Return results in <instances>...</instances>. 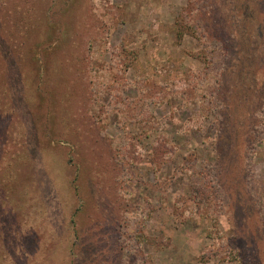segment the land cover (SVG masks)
I'll list each match as a JSON object with an SVG mask.
<instances>
[{"label": "rangeland", "instance_id": "obj_1", "mask_svg": "<svg viewBox=\"0 0 264 264\" xmlns=\"http://www.w3.org/2000/svg\"><path fill=\"white\" fill-rule=\"evenodd\" d=\"M0 264H264V0H0Z\"/></svg>", "mask_w": 264, "mask_h": 264}]
</instances>
